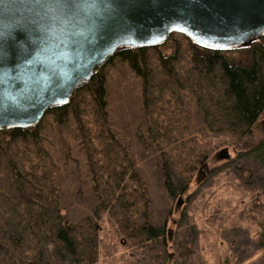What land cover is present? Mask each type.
Segmentation results:
<instances>
[{
  "label": "trees",
  "instance_id": "16d2710c",
  "mask_svg": "<svg viewBox=\"0 0 264 264\" xmlns=\"http://www.w3.org/2000/svg\"><path fill=\"white\" fill-rule=\"evenodd\" d=\"M251 42L242 64L181 33L120 48L38 125L0 130V264H101L105 218L133 248L164 239L170 201L221 145L210 141L233 139L264 162V140L251 141L264 118V36Z\"/></svg>",
  "mask_w": 264,
  "mask_h": 264
},
{
  "label": "water",
  "instance_id": "95a60500",
  "mask_svg": "<svg viewBox=\"0 0 264 264\" xmlns=\"http://www.w3.org/2000/svg\"><path fill=\"white\" fill-rule=\"evenodd\" d=\"M173 33L236 49L264 36V0H0V130L38 125L120 48Z\"/></svg>",
  "mask_w": 264,
  "mask_h": 264
},
{
  "label": "rangeland",
  "instance_id": "374dc122",
  "mask_svg": "<svg viewBox=\"0 0 264 264\" xmlns=\"http://www.w3.org/2000/svg\"><path fill=\"white\" fill-rule=\"evenodd\" d=\"M175 39L182 41L177 36ZM174 40L163 51L169 52ZM250 44L225 54L233 62L247 63ZM253 131L251 141L256 145L264 140V118ZM210 143L217 148L206 168L200 167L195 173L182 205L177 206L180 198L170 201L172 214L165 238L136 249L105 218L101 264H264V201L254 192L256 188L264 193V162L254 161L255 153H243L233 139L218 138ZM226 148L231 160H217ZM246 174L254 186L243 185ZM158 194L155 205L164 213L166 199L162 192ZM184 252L189 258L179 256Z\"/></svg>",
  "mask_w": 264,
  "mask_h": 264
}]
</instances>
